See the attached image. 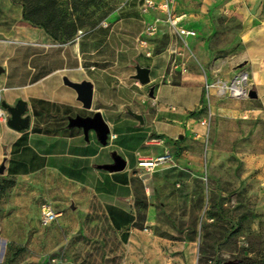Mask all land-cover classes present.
Listing matches in <instances>:
<instances>
[{
    "label": "crops",
    "instance_id": "crops-1",
    "mask_svg": "<svg viewBox=\"0 0 264 264\" xmlns=\"http://www.w3.org/2000/svg\"><path fill=\"white\" fill-rule=\"evenodd\" d=\"M103 1L106 5L94 10L90 23L67 40L54 39L24 21L21 5H15L16 35L0 39V104L24 103L29 124L21 130L10 127L9 114L0 107L5 115L0 117V168L17 181H31L61 225L78 211L98 207L126 246L128 264H195V241L156 234L157 171L152 168L180 169L181 178L190 170L201 178L198 147L205 127L199 114L200 76L186 61L185 70L175 63L183 54L176 39L168 38L155 51L152 35L142 33L144 23L161 12L141 14L142 0ZM175 18L176 25L185 28L183 15ZM162 24L167 27L160 19L156 29ZM180 38L192 52L189 36ZM262 62L256 61L251 76L264 85ZM135 67L147 70L145 84L134 78ZM65 79L91 85L89 109ZM94 114L108 128L103 141L93 129L84 132L70 124L71 119ZM162 153L169 154L170 162L147 170L136 165ZM115 157L123 161L122 169H105ZM256 169V182L264 189V167Z\"/></svg>",
    "mask_w": 264,
    "mask_h": 264
},
{
    "label": "rangeland",
    "instance_id": "rangeland-1",
    "mask_svg": "<svg viewBox=\"0 0 264 264\" xmlns=\"http://www.w3.org/2000/svg\"><path fill=\"white\" fill-rule=\"evenodd\" d=\"M53 1L55 20L65 25L56 32L60 39L88 25L94 10L106 5ZM152 1L159 11L161 0ZM19 2L45 7L49 0H0V39L15 37ZM168 10L172 18L183 15V29L194 33L188 38L192 52L163 24L152 43L158 51L168 38L176 39L183 54L175 63L185 70L186 61L200 76L205 137L198 147L201 178L189 169L181 178L180 169L152 168L156 234L195 241L200 264L264 255V189L255 179L256 168L264 167V85L251 76L256 61L264 60V0H170ZM248 90H257V97L248 98ZM42 203L31 181L0 172V264H128L126 246L98 207L78 211L65 225H42Z\"/></svg>",
    "mask_w": 264,
    "mask_h": 264
},
{
    "label": "water",
    "instance_id": "water-1",
    "mask_svg": "<svg viewBox=\"0 0 264 264\" xmlns=\"http://www.w3.org/2000/svg\"><path fill=\"white\" fill-rule=\"evenodd\" d=\"M135 76L134 78L139 82V84H145L147 82V70L140 67H135ZM65 83L74 88L78 95V100L83 104L85 109H89L91 106L92 100V91L91 85L88 82H82L80 84L70 83L65 79ZM247 97L250 99L256 98V93L254 90H248ZM0 107L9 114L7 119V124L17 130H21L28 126L29 118L25 115L26 106L24 103H18L15 107H9L5 104H0ZM139 119V117H136ZM71 125L81 126L84 132H87L89 129H93L96 132L97 139L103 141L106 134L108 133V128L103 120L98 114H94L91 118H80L70 120ZM123 161L119 157L114 158V162L109 165H105L104 168L108 170H120L123 167ZM3 171V168H0V172ZM231 262L225 263L230 264Z\"/></svg>",
    "mask_w": 264,
    "mask_h": 264
},
{
    "label": "built area",
    "instance_id": "built-area-1",
    "mask_svg": "<svg viewBox=\"0 0 264 264\" xmlns=\"http://www.w3.org/2000/svg\"><path fill=\"white\" fill-rule=\"evenodd\" d=\"M170 0H161L156 8L163 13V21L167 24V27L169 29L170 34L175 35L177 37H182V36H193V32L189 30H185L182 27H179L176 25V18H172L169 10H168V5H169ZM150 9H155V5L152 0H142V3L139 6V11L141 14L147 13ZM160 22L159 18H153L150 23H144V27L142 29V33L144 35H152L158 23ZM262 65L264 66V62H262ZM243 76V80L246 79V74L245 75H240ZM0 117H3L5 119L4 111L0 110ZM110 137H113V135H110ZM170 156L167 153H162L157 156H155L151 160H137L136 165L139 167H143L145 169H150L154 167L157 164L161 163H166L170 162ZM57 214L52 210V208L49 206L47 203H42L40 206V222L42 225H49L52 222L55 221ZM195 264H200L199 262H196Z\"/></svg>",
    "mask_w": 264,
    "mask_h": 264
},
{
    "label": "trees",
    "instance_id": "trees-1",
    "mask_svg": "<svg viewBox=\"0 0 264 264\" xmlns=\"http://www.w3.org/2000/svg\"><path fill=\"white\" fill-rule=\"evenodd\" d=\"M14 2V0H12ZM83 2L84 6L94 5V2L98 3L99 0H78ZM18 3V2H17ZM55 2L53 0H49L47 2V5L45 7H37V6H27L24 2H19V5L22 7V19L24 21L29 22L30 24L40 27L47 35L54 39L59 40H67L69 39L74 32H72L69 36L66 38H58L56 35V32L62 27L64 28L65 25H63V20H55V9H53ZM71 5V8H73ZM72 27V31H73ZM230 264H264V255H259L256 257H242L234 262H231Z\"/></svg>",
    "mask_w": 264,
    "mask_h": 264
},
{
    "label": "bare ground",
    "instance_id": "bare-ground-1",
    "mask_svg": "<svg viewBox=\"0 0 264 264\" xmlns=\"http://www.w3.org/2000/svg\"><path fill=\"white\" fill-rule=\"evenodd\" d=\"M235 86H237V84H236ZM235 93H236L237 95H239V94L242 95V94H243V92H239V91H236Z\"/></svg>",
    "mask_w": 264,
    "mask_h": 264
}]
</instances>
